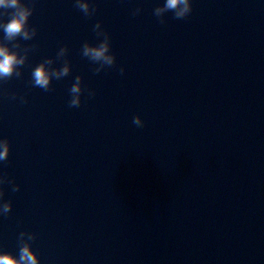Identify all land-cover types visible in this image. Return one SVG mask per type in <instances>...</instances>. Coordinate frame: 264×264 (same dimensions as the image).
I'll use <instances>...</instances> for the list:
<instances>
[{
	"label": "water",
	"instance_id": "1",
	"mask_svg": "<svg viewBox=\"0 0 264 264\" xmlns=\"http://www.w3.org/2000/svg\"><path fill=\"white\" fill-rule=\"evenodd\" d=\"M89 3L86 17L74 0H34L37 34L18 40L36 47L21 77L0 81V176L12 181L0 184L12 205L0 252L18 258L31 232L39 264H264V0H191L163 24L164 0ZM97 21L116 58L98 74L81 55ZM65 45L70 74L33 87V68L61 67Z\"/></svg>",
	"mask_w": 264,
	"mask_h": 264
},
{
	"label": "clouds",
	"instance_id": "2",
	"mask_svg": "<svg viewBox=\"0 0 264 264\" xmlns=\"http://www.w3.org/2000/svg\"><path fill=\"white\" fill-rule=\"evenodd\" d=\"M32 6H29V5ZM74 6L78 8L86 17H91L96 12V6L90 4L89 0H74ZM34 11V0L25 3L24 0H0V30L3 31V41L0 42V81H7L13 76L21 77V66L28 58V54L36 46L30 45L21 47L18 38L22 40H32L37 34V29L28 24L29 17ZM141 9L136 8L133 15H138ZM172 12L175 19H185L192 12L191 0H164V3L154 8L153 14L159 23H165L164 15ZM8 17L7 20L4 18ZM93 31L98 38V43L93 45L85 41L81 48V55L97 66L93 69L94 73H100L102 69L110 68L115 65V55L110 51V36L101 27V22L97 21L93 25ZM103 37L102 39H99ZM11 44V48L9 47ZM68 53L67 46H62L56 53V60H62V66L53 67L54 60L51 57L43 59L31 72L30 83L33 87H39L45 92L51 90L53 78L60 80L70 74V63L66 58ZM119 72L124 73V68L120 67ZM82 88V78L77 75L72 83L69 93V107H80L81 94L85 91ZM89 97L95 95L91 90H87ZM11 99H17L16 93H11ZM21 103H27L24 96L19 97ZM133 124L143 127V121L139 116H134ZM9 155V142L0 139V161H6ZM12 183L6 175L0 176V184ZM12 191H19V185L13 184ZM4 192L0 189V215L7 216L11 212V202L4 201ZM27 237V239H25ZM36 239L35 234L20 232L18 237L19 255L18 258L8 252H0V264H39L37 255L32 251L30 241Z\"/></svg>",
	"mask_w": 264,
	"mask_h": 264
}]
</instances>
